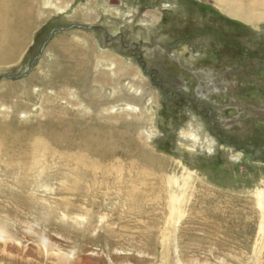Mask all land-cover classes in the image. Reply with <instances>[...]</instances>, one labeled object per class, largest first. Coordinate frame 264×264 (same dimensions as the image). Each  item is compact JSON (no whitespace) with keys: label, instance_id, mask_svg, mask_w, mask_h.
<instances>
[{"label":"rangeland","instance_id":"obj_1","mask_svg":"<svg viewBox=\"0 0 264 264\" xmlns=\"http://www.w3.org/2000/svg\"><path fill=\"white\" fill-rule=\"evenodd\" d=\"M31 1L37 26L15 58L0 63V120L30 97L29 81L27 115L46 101L43 108L52 107V90L41 94L40 84L56 73L57 52L70 42L69 54L79 51L94 75L107 78L92 92H101L112 121L139 122V139L165 159L163 173L183 187L185 202L177 220L169 217L168 204L151 201L130 211L126 195L113 187L78 199L58 189L23 192L0 175V219L9 217L11 233L22 238L19 247L35 244L25 234H54L52 241L65 250L72 234H125L116 244L88 245L84 258L100 264H176L192 257L264 264V0H246L241 15H233L225 0ZM27 115L20 113L18 121ZM200 195L212 199L197 206ZM147 234H193L205 250L188 244L169 252L146 248ZM241 234H251L249 246ZM1 251L0 264L4 255H18Z\"/></svg>","mask_w":264,"mask_h":264},{"label":"bare ground","instance_id":"obj_2","mask_svg":"<svg viewBox=\"0 0 264 264\" xmlns=\"http://www.w3.org/2000/svg\"><path fill=\"white\" fill-rule=\"evenodd\" d=\"M225 2L233 15H241L247 5L246 0ZM38 21L36 6L31 0H0V63L15 58ZM63 43L59 48L63 50L57 52L60 63L56 62V73L47 82L40 84V88L41 94L45 93V90H52L53 97L64 103L59 104L53 100L52 107L44 109L43 105L47 102L44 100L45 103L41 104L37 114L30 117L27 115L30 113L27 111L28 101L32 97L29 81L26 92L30 97L23 103L13 104L2 114L4 117L0 120V175L11 180L12 184L23 192H50L58 189L63 193L74 194L78 199L89 197L93 191L102 188L110 192L113 187L118 193L126 195L130 211H141L152 201L155 206L163 204L166 207L168 204L169 208L166 209L169 210V217L179 220L184 213L181 206L185 202V194H181L183 187L177 186L176 180L166 178L163 173L165 159L151 151L145 139H139V122L112 121V111L103 108L106 100H102L104 97L101 92H92L94 87L100 89L107 83V78L102 74L94 75L91 67L82 63L81 53L77 51V55L69 54L66 46L69 47L70 42ZM74 46L78 47L77 44ZM35 79L33 78L32 82H36ZM72 93L74 96L71 98ZM115 96L113 101L118 99L120 94L117 92ZM4 97L6 99V95ZM20 113L27 115L26 121H18ZM8 116L9 120H5ZM184 148L190 149L188 146ZM200 197L195 203L197 206L212 199L203 198L202 195ZM63 202L69 205L67 200ZM39 207L45 209L44 206ZM247 210L249 211L248 208ZM50 213L49 219L53 217ZM9 221L7 216L0 219L1 252L10 249L18 255H4L5 264H100L99 259L92 262L84 258L87 246H93L99 241L104 244H116L115 238L126 237L125 234H72L68 238L71 247L65 250L52 241L54 234H25L35 243L26 249L19 247L22 238L20 234L11 233ZM92 224L91 221L86 224V231L93 229ZM208 235H202L207 243ZM165 236L147 234V242H143V246L150 249L159 246L169 252L173 248L172 245L177 246V251L182 248L181 245H193L194 248L198 245L197 236L193 234H177L176 239ZM240 237L244 238L243 246H249L251 234H241ZM202 246L198 245V251L204 252ZM222 247L225 245L222 244ZM208 251L210 255L218 252L215 248ZM29 256L33 260L28 259ZM141 259L144 263L145 258ZM177 259L179 260L176 264H211L208 258L202 257L188 258L186 262Z\"/></svg>","mask_w":264,"mask_h":264}]
</instances>
